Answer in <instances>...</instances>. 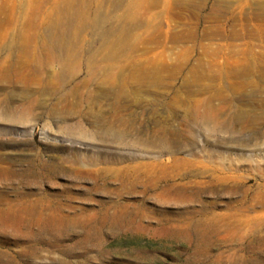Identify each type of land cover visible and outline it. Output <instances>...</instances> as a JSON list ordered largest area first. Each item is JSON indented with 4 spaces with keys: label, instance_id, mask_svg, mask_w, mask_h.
I'll list each match as a JSON object with an SVG mask.
<instances>
[{
    "label": "rangeland",
    "instance_id": "374dc122",
    "mask_svg": "<svg viewBox=\"0 0 264 264\" xmlns=\"http://www.w3.org/2000/svg\"><path fill=\"white\" fill-rule=\"evenodd\" d=\"M96 6L71 80L56 77L61 56L11 76L28 87L12 106L32 109L0 118V264H264V0H0V59L43 53L58 23ZM107 33L129 42L97 57L99 77L112 65L162 79L129 88L119 139L87 107L51 111ZM11 90L0 83V100ZM106 103L93 109L106 117Z\"/></svg>",
    "mask_w": 264,
    "mask_h": 264
},
{
    "label": "bare ground",
    "instance_id": "6f19581e",
    "mask_svg": "<svg viewBox=\"0 0 264 264\" xmlns=\"http://www.w3.org/2000/svg\"><path fill=\"white\" fill-rule=\"evenodd\" d=\"M81 12L82 10L78 9L76 13L68 15L66 23H58L56 25L55 30L57 29V31L48 36V43L45 46H38L36 49L40 52L43 50L44 54L35 52L32 55H28L29 52L23 51L24 53L16 56V58L12 55L5 57L3 60L0 59V83L5 82L12 89L11 93L0 100V118L23 121L27 113L32 109L29 107L32 104L29 105V103H26L28 106H25V103L15 107L12 106L13 98L17 95L15 91H18V96L24 101L28 95V87L18 85L19 82H17V79L13 80L11 76L17 75L18 73L24 80L28 79L29 75L36 77L39 73L43 72L45 64L59 61V56L64 58V62L60 64L59 71L55 72L56 77L67 81L69 79L71 80L77 74L79 66L83 62L77 50L81 46L82 33L84 30L90 29L94 25L102 22L98 6L95 7L92 16L82 14ZM131 16L127 17V23L134 28L139 25V21L133 13ZM124 21H122V24ZM119 30L120 25L115 31ZM108 37V33L101 35L98 39L99 48L97 50L89 48L87 52L88 79L80 84H76L67 91L63 95V98L52 106L51 111L58 115L64 113L65 117H72L74 115H82L81 108L87 107L88 115L93 116L95 119L100 118L99 115H101L102 125L105 129L103 134L111 138L119 139L125 135L123 126L126 121L121 117L123 103L125 100L131 103V105L137 103V100L131 95L129 88H138L142 84H150V86L156 87L162 84V79L155 71L139 72V68H133V70L126 73L121 67H114L112 65H107L106 68H103L101 71L105 75L99 77L93 71L97 66V57L102 54V60L105 62L115 60L118 59L120 51L128 47L129 36H126L125 33H122L121 41L118 43L110 42ZM4 49L6 51L10 50L7 45L4 46ZM207 76L201 73L196 79L198 81L202 78H207ZM208 77L214 78L213 75ZM101 98L108 101L106 103L108 116L106 117L95 112L93 109V106Z\"/></svg>",
    "mask_w": 264,
    "mask_h": 264
}]
</instances>
